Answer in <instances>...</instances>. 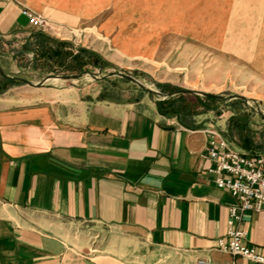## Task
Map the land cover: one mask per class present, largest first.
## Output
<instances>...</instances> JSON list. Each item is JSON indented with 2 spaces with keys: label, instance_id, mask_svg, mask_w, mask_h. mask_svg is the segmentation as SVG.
Listing matches in <instances>:
<instances>
[{
  "label": "crops",
  "instance_id": "obj_1",
  "mask_svg": "<svg viewBox=\"0 0 264 264\" xmlns=\"http://www.w3.org/2000/svg\"><path fill=\"white\" fill-rule=\"evenodd\" d=\"M170 1L0 0V36L31 38L28 8L64 27L96 26L109 39L93 50L133 68L159 57L160 34L177 33L161 5ZM94 84L0 92V264H255L216 246L237 200L208 172L212 123L184 124L151 94L119 99ZM239 225L264 251V210Z\"/></svg>",
  "mask_w": 264,
  "mask_h": 264
},
{
  "label": "rangeland",
  "instance_id": "obj_2",
  "mask_svg": "<svg viewBox=\"0 0 264 264\" xmlns=\"http://www.w3.org/2000/svg\"><path fill=\"white\" fill-rule=\"evenodd\" d=\"M161 5L167 8L164 11L170 15L165 18L169 22L168 29L177 33L160 34V42L165 49L159 57L141 61L140 65L133 68L113 64L93 50L99 45L106 47L109 37L86 22L64 27L45 17V29H29L95 51L113 65L103 69L93 66L84 69L96 71L99 75L121 70L146 86L161 91H170L174 87L223 95L242 94L248 98L247 103L243 101L239 104L232 102V99L222 98L209 102L198 100L196 94L192 93H186L181 101L192 109L193 121L210 122L223 136L228 117L245 110L250 115V126L256 132L253 135L255 141H264V134H260L264 128V0H171ZM21 46L18 37L0 36V65L9 74L39 81L44 70L34 71L31 65L27 67L31 52L21 53ZM184 47L187 51H184V56H180ZM83 78L95 83V87L101 88L105 94L119 99L148 95L135 83L116 75L105 79H92L89 75ZM160 83H169L170 86L165 89L158 86ZM151 96L162 99L155 94ZM256 154L264 155V151L258 150Z\"/></svg>",
  "mask_w": 264,
  "mask_h": 264
},
{
  "label": "built area",
  "instance_id": "obj_3",
  "mask_svg": "<svg viewBox=\"0 0 264 264\" xmlns=\"http://www.w3.org/2000/svg\"><path fill=\"white\" fill-rule=\"evenodd\" d=\"M21 12L31 27H47V19L42 15L28 8H22ZM207 133L209 138L204 156L215 162L208 172L214 176L217 187L228 189L237 200L227 208L226 232L217 238L216 246L233 256L264 264V251L247 242V233L239 225L245 212L264 210V155L248 154L233 148L214 128L208 129ZM198 262L210 264L208 259H199Z\"/></svg>",
  "mask_w": 264,
  "mask_h": 264
},
{
  "label": "trees",
  "instance_id": "obj_4",
  "mask_svg": "<svg viewBox=\"0 0 264 264\" xmlns=\"http://www.w3.org/2000/svg\"><path fill=\"white\" fill-rule=\"evenodd\" d=\"M67 44L68 41L54 38L42 31H36L31 33V38L22 43L20 52H32L33 56L31 68L33 70L40 69L54 73H67L80 72L88 66L100 69L113 67V65L102 59L95 51L80 46L73 52L72 49L66 48L68 46ZM16 83L21 82L0 75V92L5 90L9 85ZM158 86L163 88L165 87L166 89V87L170 86V84L160 83ZM170 89L173 90L174 87ZM185 95L186 93H179L157 100V109L161 114L168 117H176L184 124L193 122L192 118L194 113L192 109L181 101ZM196 98L198 100H205L209 102L219 100L215 97H201L199 95H196ZM232 102L242 104L243 100L235 98L232 99ZM250 125V115L247 111L241 110L240 112L232 113L228 117L224 136L243 152L256 154L258 150L264 151V141H255L253 135L256 132ZM260 134H264V128L261 129Z\"/></svg>",
  "mask_w": 264,
  "mask_h": 264
},
{
  "label": "water",
  "instance_id": "obj_5",
  "mask_svg": "<svg viewBox=\"0 0 264 264\" xmlns=\"http://www.w3.org/2000/svg\"><path fill=\"white\" fill-rule=\"evenodd\" d=\"M0 75L3 77H6V78H9V79H12L15 81H20L23 83H27V84H30L33 86H42L50 79L76 80V79L82 78L85 75H89L92 79H105V78L116 75V76L122 77L124 79H127V80L135 83L138 87L144 89L148 94L158 95L162 99L167 98L169 96H173L175 94H179V93H192V94H196V95H202L205 97H215V98H222V99H226V100L237 98V99H242L246 103L248 102V98L242 94H239V93L223 95L220 93H213V92L194 90V89H188V88H177V89H173L170 91H161L158 89H153L151 87L146 86L142 81H140L139 79H137L133 75H130L129 73H127L125 71H121V70L109 71L103 75H99L98 72L91 71V70H82V71L77 72V73H64V74L48 73L41 80L34 82V81L24 77V76L9 74V73L5 72L4 69L2 68V66L0 65ZM259 113L261 114L260 111H259Z\"/></svg>",
  "mask_w": 264,
  "mask_h": 264
}]
</instances>
